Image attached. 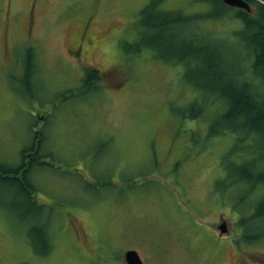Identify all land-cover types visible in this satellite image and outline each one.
<instances>
[{
    "label": "rangeland",
    "instance_id": "rangeland-1",
    "mask_svg": "<svg viewBox=\"0 0 264 264\" xmlns=\"http://www.w3.org/2000/svg\"><path fill=\"white\" fill-rule=\"evenodd\" d=\"M152 1L178 17L215 11L212 0H0V164L36 148L28 177L53 211L52 250L37 255L17 188L0 182V264H126L127 250L145 264H264V217L252 218L264 182H251L264 140L241 149L233 128L216 133L221 98L162 59L145 26ZM198 19L233 40L242 28ZM94 66L112 74L80 89Z\"/></svg>",
    "mask_w": 264,
    "mask_h": 264
},
{
    "label": "trees",
    "instance_id": "trees-1",
    "mask_svg": "<svg viewBox=\"0 0 264 264\" xmlns=\"http://www.w3.org/2000/svg\"><path fill=\"white\" fill-rule=\"evenodd\" d=\"M247 2L255 10H237L220 0H213L215 11L218 10L216 12L183 17L175 16L173 10L159 9L157 1H152L143 9L147 31H158L156 43L160 46L162 59L168 63L185 64L196 88L201 87L206 96L219 95L220 112L216 114L219 121L215 119L216 123H213L218 128L216 133L224 134L233 128L237 137L236 143L241 145V149H245L247 138L260 137L264 140V0ZM234 11H237L235 15ZM229 16L235 17L242 26L240 30L234 31V40L233 37L230 39L228 34L221 36L217 32L208 31L206 27L200 28L196 22L200 17L222 20ZM143 49H136V53L139 55L145 51ZM243 51L247 52L242 54ZM115 73L118 72L115 70ZM108 74L112 72L87 68L84 80L82 79L84 86L80 89L85 88L90 92L101 90L102 87L98 83ZM183 114V118L188 117ZM34 130L35 138H39L41 129ZM261 146L260 151L264 155V143ZM34 151H37L34 147L25 148L22 151L21 163L16 166L7 167L0 164V182L17 188L19 209L15 215L23 224L28 222L27 237L35 253L47 255L52 250L50 215L53 211H45V205L38 203L35 195L37 190L28 177V172L36 164L31 163L33 159L27 162L26 155L30 152L35 155ZM100 151L103 152L104 149ZM32 155L30 154L31 157ZM254 156L255 154L253 159H256ZM256 157L259 158L258 155ZM257 181L264 182V170L253 174L251 182ZM21 206L28 209H20ZM261 216L264 217V201L260 203L252 218Z\"/></svg>",
    "mask_w": 264,
    "mask_h": 264
},
{
    "label": "water",
    "instance_id": "water-1",
    "mask_svg": "<svg viewBox=\"0 0 264 264\" xmlns=\"http://www.w3.org/2000/svg\"><path fill=\"white\" fill-rule=\"evenodd\" d=\"M223 2L229 6L239 7L245 9L246 11H251L249 3L245 0H223ZM222 231H225V226H221ZM124 260L128 264H144L135 250L126 251L123 255Z\"/></svg>",
    "mask_w": 264,
    "mask_h": 264
},
{
    "label": "flooded vegetation",
    "instance_id": "flooded-vegetation-1",
    "mask_svg": "<svg viewBox=\"0 0 264 264\" xmlns=\"http://www.w3.org/2000/svg\"><path fill=\"white\" fill-rule=\"evenodd\" d=\"M245 1H249V0H245ZM255 1V0H254ZM253 8V10H255V8L254 7H252ZM238 10H240L239 8H238ZM78 47V46H77ZM218 236H219V234H218Z\"/></svg>",
    "mask_w": 264,
    "mask_h": 264
},
{
    "label": "bare ground",
    "instance_id": "bare-ground-1",
    "mask_svg": "<svg viewBox=\"0 0 264 264\" xmlns=\"http://www.w3.org/2000/svg\"><path fill=\"white\" fill-rule=\"evenodd\" d=\"M255 1H259V0H255Z\"/></svg>",
    "mask_w": 264,
    "mask_h": 264
}]
</instances>
